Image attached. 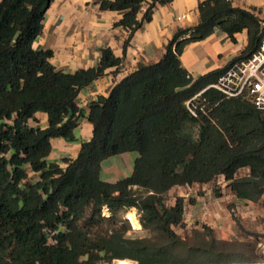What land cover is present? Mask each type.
Masks as SVG:
<instances>
[{"label": "trees", "instance_id": "trees-1", "mask_svg": "<svg viewBox=\"0 0 264 264\" xmlns=\"http://www.w3.org/2000/svg\"><path fill=\"white\" fill-rule=\"evenodd\" d=\"M171 0H99L119 13L113 26L133 32L156 4ZM50 0H0V264H242L257 260L255 240L219 239L208 225L181 236L184 199L167 198L173 187L215 182L237 201L264 211V111L242 97L225 98L209 87L233 62L246 59L264 39V19L228 0H202L197 20L177 28L159 59L138 64L106 96L90 101L86 114L78 91L117 67L108 47L95 66L72 73L55 68L49 49L31 46ZM145 4L140 18L137 14ZM231 39L242 30L246 43L225 65L192 78L181 66L183 46L213 29ZM193 109L191 114L185 102ZM46 116L43 128L29 120ZM85 116L90 137L74 158L47 161L51 138L74 140ZM135 152L130 173L101 180L100 162ZM242 170V172H239ZM33 173V179L28 175ZM191 201V200H189ZM101 207L107 209L100 214ZM233 203L226 206L234 230L246 231ZM133 208L147 236H127L124 213ZM129 215L134 216L131 212ZM120 264H128L121 262Z\"/></svg>", "mask_w": 264, "mask_h": 264}, {"label": "crops", "instance_id": "crops-1", "mask_svg": "<svg viewBox=\"0 0 264 264\" xmlns=\"http://www.w3.org/2000/svg\"><path fill=\"white\" fill-rule=\"evenodd\" d=\"M98 1L50 0L43 13L41 30L31 44L36 49H49L50 63L68 73L95 66L102 47H108L115 57L121 58L117 67L108 68L103 75L78 91L75 102L84 115L90 101L98 95L106 96L108 89L138 64L157 61L173 32L177 28L190 27L196 22L197 4L202 0H171L166 4H156L151 10L150 18L133 32L124 50L122 43L127 32L121 27L113 26L119 13L99 9ZM230 3L251 10L264 19V0H231ZM144 7L143 3L137 19ZM177 16H181L179 20L176 19ZM245 43L244 30L234 33L231 39L225 32L215 28L206 37L185 44L178 59L186 72L195 78L225 65L239 53ZM29 123L43 128L46 116L37 111ZM90 130L91 126L85 116L81 117L73 129L74 140L67 142L58 137L50 139L46 160L58 162L60 167H64L65 163L60 159L74 158L79 143L90 137ZM135 156V152H126L103 159L100 162L99 177L103 181L114 182L127 176ZM170 191L173 195L170 197L171 203L174 196H182L184 199L183 227L186 229L205 224L211 227L216 238L234 237V224L226 208L227 201L231 198L243 227L264 232V211L257 204L237 201L224 192L221 196H215L204 184L173 187Z\"/></svg>", "mask_w": 264, "mask_h": 264}, {"label": "built area", "instance_id": "built-area-1", "mask_svg": "<svg viewBox=\"0 0 264 264\" xmlns=\"http://www.w3.org/2000/svg\"><path fill=\"white\" fill-rule=\"evenodd\" d=\"M180 17L177 16L176 19L179 20ZM209 87L218 90L225 98L242 97L256 109L264 111V39L254 53L246 59L231 63ZM185 106L194 114L189 100L185 102ZM28 176L33 179L32 172ZM232 209L237 212L235 206ZM106 211L105 207H101L100 214L104 216ZM124 220L127 223L126 218ZM254 264H264V261Z\"/></svg>", "mask_w": 264, "mask_h": 264}, {"label": "rangeland", "instance_id": "rangeland-1", "mask_svg": "<svg viewBox=\"0 0 264 264\" xmlns=\"http://www.w3.org/2000/svg\"><path fill=\"white\" fill-rule=\"evenodd\" d=\"M239 172H242V170H240ZM205 188L210 189L211 192L213 193V191L215 189L218 190L219 187H218V184H215V182H212V183L205 184ZM223 192L225 194H228L226 189H223ZM172 196H173L172 192L168 191L167 198L169 199V201H170V197H172ZM228 204H232L231 198L228 199L226 206ZM134 211L135 210L133 208H130L123 215V218L124 219L126 218L127 223H128V232L126 233L127 236H140V237L147 236L148 232L141 229L139 224H137V226L139 225V227H137V228H134L132 226L131 222H133V220L135 221V219H136V213ZM129 212H131L134 216L129 215L128 214ZM136 221H137V219H136ZM134 223H136V222H134ZM189 229L190 228L186 229L183 226H181L180 228H175V232L177 234H180L181 236H184L187 232L186 230L189 231ZM246 231L252 232V233H250L251 235L246 234L245 232L239 231V230H237V231L235 230V235H237L238 239H240L241 241H252V240L256 241L255 248H256L257 260L252 261V262H245L243 264H254L257 262L264 261V232L255 231L254 229H249V230L247 229ZM121 262H128V264H134L133 261L126 260V259L120 260L118 263H116V262H114V260H112L109 264H120Z\"/></svg>", "mask_w": 264, "mask_h": 264}, {"label": "bare ground", "instance_id": "bare-ground-1", "mask_svg": "<svg viewBox=\"0 0 264 264\" xmlns=\"http://www.w3.org/2000/svg\"><path fill=\"white\" fill-rule=\"evenodd\" d=\"M131 217H132V216H131ZM131 224H132V226H133L134 228L139 227V225L137 226L134 222H131Z\"/></svg>", "mask_w": 264, "mask_h": 264}]
</instances>
